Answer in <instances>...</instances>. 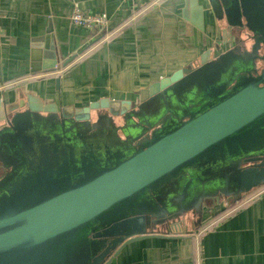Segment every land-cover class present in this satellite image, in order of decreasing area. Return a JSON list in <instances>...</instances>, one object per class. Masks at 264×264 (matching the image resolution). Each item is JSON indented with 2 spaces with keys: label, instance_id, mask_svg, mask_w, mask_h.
Wrapping results in <instances>:
<instances>
[{
  "label": "water",
  "instance_id": "obj_1",
  "mask_svg": "<svg viewBox=\"0 0 264 264\" xmlns=\"http://www.w3.org/2000/svg\"><path fill=\"white\" fill-rule=\"evenodd\" d=\"M232 1L240 23L230 0L207 3L233 28L235 47L205 50L198 64L143 88L139 102L102 98L59 111L30 95L25 110L5 112L0 264H110L166 219L264 184V0ZM202 9L186 0L184 16L202 28ZM51 32L47 72L61 67ZM32 59L40 60L36 50ZM142 114L163 115L141 129L134 116L142 125ZM104 118L111 131L92 140ZM120 118L133 123L122 128ZM250 151L261 164L243 162Z\"/></svg>",
  "mask_w": 264,
  "mask_h": 264
},
{
  "label": "crops",
  "instance_id": "obj_2",
  "mask_svg": "<svg viewBox=\"0 0 264 264\" xmlns=\"http://www.w3.org/2000/svg\"><path fill=\"white\" fill-rule=\"evenodd\" d=\"M197 1L202 28L185 18L186 0H0V131L7 124L5 112L11 118L25 110L30 95L59 111L102 98L139 102L143 88L198 64L205 50L216 56L234 46L233 28L215 18L207 0ZM75 5L105 13L107 26L75 25L70 20ZM48 29L50 50L61 66L50 72L42 70ZM3 165L0 158V177ZM263 185L230 210L227 200L208 207L204 215L214 219L207 228L199 227L205 218H180L177 231L160 226L153 236L126 245L110 264H264ZM188 225L189 234L178 233Z\"/></svg>",
  "mask_w": 264,
  "mask_h": 264
},
{
  "label": "flooded vegetation",
  "instance_id": "obj_3",
  "mask_svg": "<svg viewBox=\"0 0 264 264\" xmlns=\"http://www.w3.org/2000/svg\"><path fill=\"white\" fill-rule=\"evenodd\" d=\"M230 2L232 3L233 1L232 0H230ZM233 3L228 7V9H229V11L231 12V19H232V17H234V20L236 21V22H238V23H240V21L239 20H237L236 18H235V15H233V11H232V9H233ZM233 20V19H232ZM236 29H238V28H236ZM251 44H253V43H251ZM236 45V44H235ZM235 45L234 46H232L230 49H233L234 47H235ZM230 49H228V50H226V51H229ZM225 51V52H226ZM105 110H103L102 111V113L103 114H105ZM102 114V115H103ZM163 114H156V115H154V114H152V115H149V114H142V117H141V120L143 121V123H142V125H140V119L138 118V117H136V116H134V118H135V120H137L136 121V127H139L140 128V126H141V129H144L146 126H149V125H152L153 123H155V121L159 118V116H162ZM129 119H131V118H128L127 120L126 119H123V118H120V119H116V125H119L120 127H122V128H124L126 125H129L130 123H133L131 120H129ZM96 120V119H95ZM129 120V121H128ZM102 122V124L100 125L101 127L99 128V133H98V130H97V128H95L94 130H92L90 133H95V137L94 138H92V140H94V139H99V140H101V139H103V136L106 134V132L107 131H111V128H110V126L108 125L109 123H110V121H108L106 118H104V120H101ZM144 124V125H143ZM135 127H134V125H132V126H128L127 127V129L131 132V130H133ZM86 130V129H85ZM52 132V131H51ZM53 134H55V132L53 131L52 132ZM101 136V137H100ZM54 137V136H53ZM88 139H90V138H88ZM98 140V141H99ZM106 143V142H105ZM39 146L40 147H43L42 145H40V143H39ZM44 148V147H43ZM248 153H251V156H247V157H245L244 158V163H246L247 162V164L248 165H255V164H261L262 163V161L263 160H261V159H255V158H258L257 156H255V155H252V153H254V152H248ZM250 159H254V160H250ZM264 159V158H263ZM4 164V163H3ZM3 167H4V171H5V173L9 170V168L8 167H6L5 165H3ZM5 173H4V175L3 176H1L0 177V181L4 178V176H5ZM4 184V183H3ZM217 196H220V198L221 197H224L226 200L227 199H229V198H233L232 197V194H230V195H228L227 194V196L225 195V194H223V193H221V192H219L218 193V195L216 194L215 196H212V197H210V198H212L210 201H207L206 203L208 204V206L209 207H213L214 205H216L215 203V201H213V198H215V197H217ZM238 197L237 198H239L240 197V195H237ZM236 197V196H235ZM237 198H235V199H237ZM194 212H198V211H194ZM184 214H186V213H183L180 217H178V218H174V219H166L167 221L166 222H164V223H162L161 225L162 226H166V227H168V228H171V227H173V225L177 222V219L179 220V218H183V216H184ZM170 216L168 215L167 216V218H169ZM179 222H181V221H179ZM111 256V255H110Z\"/></svg>",
  "mask_w": 264,
  "mask_h": 264
},
{
  "label": "built area",
  "instance_id": "obj_4",
  "mask_svg": "<svg viewBox=\"0 0 264 264\" xmlns=\"http://www.w3.org/2000/svg\"><path fill=\"white\" fill-rule=\"evenodd\" d=\"M139 1V0H131ZM70 20L77 26L84 27L90 30H101L107 26L108 17L105 13L94 14L90 11L82 9L80 6L75 5Z\"/></svg>",
  "mask_w": 264,
  "mask_h": 264
},
{
  "label": "rangeland",
  "instance_id": "obj_5",
  "mask_svg": "<svg viewBox=\"0 0 264 264\" xmlns=\"http://www.w3.org/2000/svg\"><path fill=\"white\" fill-rule=\"evenodd\" d=\"M264 186V185H263ZM260 188H262V187H258V188H255L253 191H258ZM227 196V195H226ZM224 200H226L224 197H221V199H220V203H221V205H224L225 203H224ZM213 208V207H212ZM208 208H207V206L206 207H204L203 208V210H201V211H198V212H194V211H188L186 214H184V216H183V220L184 221H186V222H188L189 220H194V222H198V220L200 219V220H202L203 218H205L206 219V216H208V215H204V213L206 214L207 212H205V210H207ZM219 213H221V212H218V214ZM217 214V213H216ZM200 216H201V218H200ZM205 216V217H204ZM210 222V221H209ZM192 223V222H191ZM201 225L203 226V228H207V227H205L207 224H205V221H204V219L202 220V221H200V223H199V227H201ZM186 227V226H185ZM182 227V229L180 228V231L178 232V233H184V234H189L190 233V230L191 229H193L192 228V226L190 227L189 225H188V227ZM162 229V228H161ZM174 230V231H177L178 229H179V227H178V224H177V227H174V229H173V227H171V228H163L162 230ZM200 229V228H199ZM181 230L183 231V232H181Z\"/></svg>",
  "mask_w": 264,
  "mask_h": 264
},
{
  "label": "trees",
  "instance_id": "obj_6",
  "mask_svg": "<svg viewBox=\"0 0 264 264\" xmlns=\"http://www.w3.org/2000/svg\"><path fill=\"white\" fill-rule=\"evenodd\" d=\"M262 186V185H261ZM260 187V186H259ZM258 188V187H256ZM255 188H253L252 190L250 191H247V192H244V194H242L239 198L235 199V198H229L227 199V210H230L232 208L235 207V205H237L238 203H240L242 200H244L245 198H247L251 192H253ZM214 219L211 215L210 216H207L206 219H204L205 221V224H208L210 220Z\"/></svg>",
  "mask_w": 264,
  "mask_h": 264
}]
</instances>
